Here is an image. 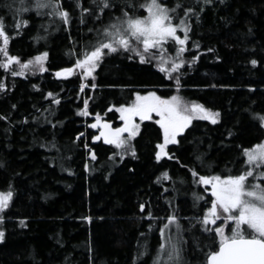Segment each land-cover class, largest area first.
I'll return each instance as SVG.
<instances>
[{"label": "trees", "instance_id": "1", "mask_svg": "<svg viewBox=\"0 0 264 264\" xmlns=\"http://www.w3.org/2000/svg\"><path fill=\"white\" fill-rule=\"evenodd\" d=\"M62 2L71 14L70 24L30 11L22 17L29 20L28 25L13 29L19 0H0V17L11 37L9 53L25 62L48 52L45 72L29 68L23 76H13L0 68V82L7 85L0 91V116L7 117L0 119V191H7L9 185L14 190L0 223L5 230L0 264H133L145 242L150 255L137 264H151L160 218L172 212L185 229L188 264H201L204 255L196 245L207 251L209 234L195 218L210 206L211 193L205 191L209 186L193 182L190 169L201 175L239 174L246 167L243 148L264 139V128L253 118V113H264V0H213L211 4L183 0L184 7L204 10L199 20L192 17L184 54L186 60L193 55L199 58L180 69L179 90L175 80L156 67L158 61L141 63L138 57L128 59L131 53L116 52L105 55L95 70L97 87L84 92L79 87V70L69 77H57L55 72L71 67L81 50L94 42L95 32L89 29L108 24L113 15H120L118 9L127 8L136 15L146 12L130 6L143 0H113L116 9L100 21L85 14L82 24L75 0ZM163 2L170 7L176 4V0ZM84 6H90L89 0H84ZM177 14L183 15L179 9ZM13 70L20 71L19 65ZM86 82L91 84L92 78ZM50 91L57 94L59 104L47 97ZM149 91L202 103L218 111L219 120L213 124L194 119L179 135V143L168 147L175 159L160 161L155 151L157 143L163 142L162 130L155 120L140 122V134L133 140L136 156L110 159L120 150L103 138L92 140L99 135V129L90 127L95 113L120 127L123 121L116 107L130 103L136 92ZM87 97H92L91 115H78ZM81 132L84 136L77 140ZM90 150L95 151V160ZM164 171L171 179L161 177L157 182ZM193 192L204 197L195 205ZM148 211L157 219H149Z\"/></svg>", "mask_w": 264, "mask_h": 264}, {"label": "snow or ice", "instance_id": "2", "mask_svg": "<svg viewBox=\"0 0 264 264\" xmlns=\"http://www.w3.org/2000/svg\"><path fill=\"white\" fill-rule=\"evenodd\" d=\"M15 2L16 0H13V3ZM212 2L213 0H203L204 4ZM89 3L90 6L85 7L84 0H75V7L80 10L82 24L85 22V14L100 21L106 12L116 9L113 0H89ZM130 6L143 9L146 14L136 15L127 8L118 9L120 15H113L108 24L89 29V32H95L94 42H90L81 50L71 67L59 69L55 75L69 77L76 74L74 70H79L82 81L79 86L80 91L84 92L86 88L95 89L97 85L94 82V73L104 56L116 52L131 53L127 57L130 60L138 57L141 63L158 61L156 67L169 79H174L179 90L182 86L180 69L185 63L192 64L199 58L198 55H193L190 60H186L184 54L188 51V43L191 39L189 33L192 17L195 16L199 20L203 7L199 11L194 7H184L183 0H176V4L172 7L163 0H143L138 6L135 4ZM178 9L182 11V16L177 14ZM30 11H34L37 16L59 19L65 25L71 22V14L64 7L62 0H19V5L14 9L13 29L28 25L29 20L22 17L24 13ZM176 19H179V23L174 22ZM10 39L4 19L0 17V41H2L0 54L5 57L0 60V68L10 71L13 76H23L25 70L29 68L41 73L47 71L45 67L47 51L21 62L18 56L9 53ZM193 46L199 48L198 43L194 42ZM168 47L174 48V53H169ZM251 63L256 65L257 61L253 59ZM14 65H19L20 71L13 70ZM173 73L177 75L174 76ZM89 77L93 81L91 84L86 82ZM6 87V84L0 82V91L5 90ZM47 97L52 98L53 104L60 103L57 94L51 91L47 93ZM91 99L92 97H87L83 100V107L77 109L78 115H91L88 110ZM116 111L123 121L122 126L113 127L109 121H103L98 112L95 113V122L90 124L92 129H99V135L92 136V140L98 141L103 138L106 144L114 145L120 150L118 153L114 152L110 159L116 155H120L121 159L126 155L136 156L133 140L140 134L141 129V123L137 122V118L140 122H144L153 120V114L159 117L155 123L162 130L163 142H158L156 145L158 150L155 151V159L160 161L164 157L175 159L174 154L168 151V145L178 144V136L192 124L194 119L210 120L211 123L216 124L220 117L218 111L206 108L202 103L187 101L180 95L164 97L155 91L145 94L136 92L135 98L130 103L119 105ZM253 118L264 127V113H253ZM0 119L7 117L0 116ZM229 135L231 136L232 133L229 132ZM83 136L84 133L81 132L76 139L79 140ZM84 146L88 147L87 143ZM242 155L245 157L246 167L236 175H201L195 168L190 169L193 182L210 185L205 191L211 193L210 206L204 209L202 216L195 218L203 232L209 234V243L205 246L207 251L200 248L199 244L196 245L204 255L201 264H264V141L243 148ZM89 156L95 160V151L90 150ZM197 159L199 160L200 157ZM85 167L87 168V164ZM161 177L165 180L171 179L168 171L162 172L160 177H157V182H160ZM249 178H252L251 182ZM13 195L14 190L11 185L7 191H0V213L9 207ZM192 195L194 205L204 199L200 193L193 192ZM140 209L145 211V205L141 204ZM147 216L152 220L157 219L151 211L147 212ZM4 218L0 215V223ZM85 219L90 220L91 217ZM160 219L162 223L158 228L159 242L155 254L151 256V264H188L185 257L188 239L184 235L185 229L180 223L181 218L172 212ZM20 223L23 225L24 221L21 220ZM226 227L230 228V233H226ZM149 229L153 230V225L149 224ZM4 239L5 230L0 228V242ZM147 255H150V251L145 242L138 248L133 264L142 261Z\"/></svg>", "mask_w": 264, "mask_h": 264}, {"label": "rangeland", "instance_id": "3", "mask_svg": "<svg viewBox=\"0 0 264 264\" xmlns=\"http://www.w3.org/2000/svg\"><path fill=\"white\" fill-rule=\"evenodd\" d=\"M175 23H179V19H177L176 21H174ZM182 34V33H181ZM190 34V33H189ZM190 42V41H189ZM189 44V43H188ZM167 47V46H166ZM174 50V48H169L168 47V51L169 52H171V51H173ZM186 53V52H185ZM153 61H156V60H153ZM157 94L158 95H160L158 92H157ZM156 119H159V117L158 116H156L155 114H153V120H156ZM207 121H210V120H207ZM137 122L138 123H140V121H139V118H137ZM190 126V125H189ZM264 128V127H263ZM181 135V134H180ZM179 137V136H178ZM262 141H264V139L262 140ZM170 145H173V144H170ZM170 145H168V147L170 146ZM163 159V158H162ZM161 159V160H162ZM251 180H252V178H249V181L251 182ZM202 186H205V185H202ZM209 187H210V185H208ZM4 212V211H3ZM3 212L2 213H0V215H3ZM181 223V222H180ZM220 222H218V224H219ZM182 224V223H181ZM226 233H230V228L229 227H226Z\"/></svg>", "mask_w": 264, "mask_h": 264}]
</instances>
